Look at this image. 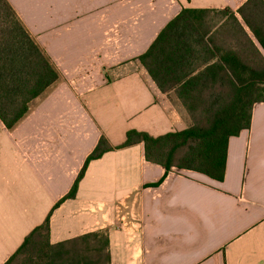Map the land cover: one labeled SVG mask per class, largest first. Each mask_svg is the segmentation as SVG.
<instances>
[{"label": "crops", "instance_id": "crops-1", "mask_svg": "<svg viewBox=\"0 0 264 264\" xmlns=\"http://www.w3.org/2000/svg\"><path fill=\"white\" fill-rule=\"evenodd\" d=\"M247 1L7 0L59 78L14 128L0 119V264L47 218L52 245L106 234L109 264H264V102L230 138L223 181L119 148L130 130L192 126L140 61L163 29L188 8L241 19Z\"/></svg>", "mask_w": 264, "mask_h": 264}, {"label": "trees", "instance_id": "trees-1", "mask_svg": "<svg viewBox=\"0 0 264 264\" xmlns=\"http://www.w3.org/2000/svg\"><path fill=\"white\" fill-rule=\"evenodd\" d=\"M235 12L183 9L140 57L163 93L174 92L192 126L153 137L130 130L119 148L143 143L146 159L223 181L231 137L249 129L253 107L264 102V0H248ZM213 16H221L215 22ZM59 78L17 14L0 0V119L12 129L30 103ZM110 146L101 139L70 193L74 198L88 164ZM60 202V203H61ZM50 220L35 228L5 264H109L106 234L52 245Z\"/></svg>", "mask_w": 264, "mask_h": 264}, {"label": "rangeland", "instance_id": "rangeland-1", "mask_svg": "<svg viewBox=\"0 0 264 264\" xmlns=\"http://www.w3.org/2000/svg\"><path fill=\"white\" fill-rule=\"evenodd\" d=\"M212 18L215 20L216 23L222 20L221 16H213Z\"/></svg>", "mask_w": 264, "mask_h": 264}]
</instances>
